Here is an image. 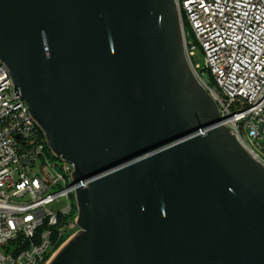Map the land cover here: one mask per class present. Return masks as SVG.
Here are the masks:
<instances>
[{"label": "water", "instance_id": "95a60500", "mask_svg": "<svg viewBox=\"0 0 264 264\" xmlns=\"http://www.w3.org/2000/svg\"><path fill=\"white\" fill-rule=\"evenodd\" d=\"M0 63L73 165L47 264H264V166L195 77L175 0H0Z\"/></svg>", "mask_w": 264, "mask_h": 264}, {"label": "built area", "instance_id": "2783aa9c", "mask_svg": "<svg viewBox=\"0 0 264 264\" xmlns=\"http://www.w3.org/2000/svg\"><path fill=\"white\" fill-rule=\"evenodd\" d=\"M192 71L221 123L264 166V0H175ZM184 21L188 28L185 29ZM200 50L203 65L194 62ZM0 63V264H47L76 227L73 165L55 156ZM65 200L57 209L53 203ZM13 247V248H12ZM50 256L46 259L47 253Z\"/></svg>", "mask_w": 264, "mask_h": 264}, {"label": "rangeland", "instance_id": "374dc122", "mask_svg": "<svg viewBox=\"0 0 264 264\" xmlns=\"http://www.w3.org/2000/svg\"><path fill=\"white\" fill-rule=\"evenodd\" d=\"M193 60H194V62L203 65L204 59H203V55H202V53H201L200 50H198L196 52V54L193 56ZM71 201H72V203L74 205V210H73V212L72 211L68 212L67 215H65L63 213L60 214L59 222L62 225H66L71 220V216H73L74 214H76V209H75V207H76V200H75V198L73 196L71 197ZM65 204H66V201L65 200H61L60 202L53 203L52 206L55 207V208H57V209H61ZM77 229H78L77 226L76 227H73L72 229L66 228L65 231H64V233H63V238L69 236L70 234L72 235L74 232L77 231Z\"/></svg>", "mask_w": 264, "mask_h": 264}, {"label": "trees", "instance_id": "16d2710c", "mask_svg": "<svg viewBox=\"0 0 264 264\" xmlns=\"http://www.w3.org/2000/svg\"><path fill=\"white\" fill-rule=\"evenodd\" d=\"M184 27H185V29L188 28L187 23L185 21H184ZM65 239H66V237L63 238V235H61L59 238L57 237V235H55L53 237V240H52L53 246L51 248V251L55 250L59 245H61ZM50 253L51 252L46 254V256H45L46 259L50 256Z\"/></svg>", "mask_w": 264, "mask_h": 264}]
</instances>
